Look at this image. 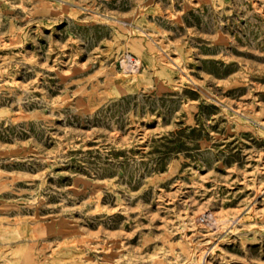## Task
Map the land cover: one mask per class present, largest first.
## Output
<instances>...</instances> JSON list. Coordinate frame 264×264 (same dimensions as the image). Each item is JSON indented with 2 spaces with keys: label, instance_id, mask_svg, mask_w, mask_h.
<instances>
[{
  "label": "rangeland",
  "instance_id": "rangeland-1",
  "mask_svg": "<svg viewBox=\"0 0 264 264\" xmlns=\"http://www.w3.org/2000/svg\"><path fill=\"white\" fill-rule=\"evenodd\" d=\"M203 262L264 264V0H0V264Z\"/></svg>",
  "mask_w": 264,
  "mask_h": 264
},
{
  "label": "bare ground",
  "instance_id": "bare-ground-1",
  "mask_svg": "<svg viewBox=\"0 0 264 264\" xmlns=\"http://www.w3.org/2000/svg\"><path fill=\"white\" fill-rule=\"evenodd\" d=\"M132 70V69H131ZM203 264H204V262H203Z\"/></svg>",
  "mask_w": 264,
  "mask_h": 264
}]
</instances>
